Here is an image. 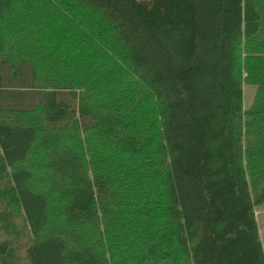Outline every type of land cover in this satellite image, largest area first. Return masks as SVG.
<instances>
[{
	"label": "trees",
	"instance_id": "1",
	"mask_svg": "<svg viewBox=\"0 0 264 264\" xmlns=\"http://www.w3.org/2000/svg\"><path fill=\"white\" fill-rule=\"evenodd\" d=\"M263 204L264 0H0V264H264Z\"/></svg>",
	"mask_w": 264,
	"mask_h": 264
},
{
	"label": "rangeland",
	"instance_id": "2",
	"mask_svg": "<svg viewBox=\"0 0 264 264\" xmlns=\"http://www.w3.org/2000/svg\"><path fill=\"white\" fill-rule=\"evenodd\" d=\"M255 92V86L248 83L243 85L244 93V105L245 107L249 106L252 102L253 95ZM256 216L259 224L260 236L262 239L263 249H264V204L259 207L256 211Z\"/></svg>",
	"mask_w": 264,
	"mask_h": 264
}]
</instances>
